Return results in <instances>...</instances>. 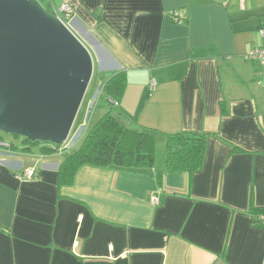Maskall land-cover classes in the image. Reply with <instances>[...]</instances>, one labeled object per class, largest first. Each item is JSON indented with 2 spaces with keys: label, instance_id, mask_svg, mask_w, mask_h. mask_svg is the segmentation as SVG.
Returning <instances> with one entry per match:
<instances>
[{
  "label": "crops",
  "instance_id": "1",
  "mask_svg": "<svg viewBox=\"0 0 264 264\" xmlns=\"http://www.w3.org/2000/svg\"><path fill=\"white\" fill-rule=\"evenodd\" d=\"M66 1L93 67L125 71L114 107L157 131L159 154L58 186L64 154L4 146L0 264H263L264 65L243 55L264 45V0ZM180 130L206 133L202 167L159 184L165 134Z\"/></svg>",
  "mask_w": 264,
  "mask_h": 264
},
{
  "label": "water",
  "instance_id": "2",
  "mask_svg": "<svg viewBox=\"0 0 264 264\" xmlns=\"http://www.w3.org/2000/svg\"><path fill=\"white\" fill-rule=\"evenodd\" d=\"M92 73L87 47L39 0H0V132L65 143Z\"/></svg>",
  "mask_w": 264,
  "mask_h": 264
},
{
  "label": "trees",
  "instance_id": "3",
  "mask_svg": "<svg viewBox=\"0 0 264 264\" xmlns=\"http://www.w3.org/2000/svg\"><path fill=\"white\" fill-rule=\"evenodd\" d=\"M44 7L54 14L53 9ZM125 84V71H113L105 79L102 92L111 103L114 101L118 103L123 95ZM112 108V105L109 106L92 125L85 127L77 146L75 144L78 141L69 148L59 149V145L56 144L32 141L21 137L22 149L38 147L43 153L64 154L57 168L58 186L71 184L77 170L83 165L153 169L155 132L132 127L124 122L120 112L114 113ZM206 137V133L187 130L167 133L164 147V168L155 170L159 184L163 172L191 174L199 170L203 164ZM1 146L11 148L12 144L0 139ZM254 210L264 211V206H256ZM253 221L257 222V219L253 218Z\"/></svg>",
  "mask_w": 264,
  "mask_h": 264
},
{
  "label": "rangeland",
  "instance_id": "4",
  "mask_svg": "<svg viewBox=\"0 0 264 264\" xmlns=\"http://www.w3.org/2000/svg\"><path fill=\"white\" fill-rule=\"evenodd\" d=\"M40 1L43 4V6L50 7V3H49L50 1H48V0H40ZM54 3H56V2L54 1ZM51 9H53V8H51ZM107 77H108V74H106V72L100 73L97 66L93 67V73H92L91 79L89 81L87 90L85 92L84 99H83L81 106L78 110L74 124L72 126L71 132H70L69 137H68V139H71L72 136H74L73 139L76 137L73 144L76 143L77 141L78 142L75 144V146H77L80 143V140L83 136V132H84L85 127H89L90 125H92L107 110V108L110 104L113 107L112 111L114 113L118 112V109L116 107H114L115 105L113 103H111V102H110V104L108 103L106 96L102 92V85H103V83ZM124 122L127 124H131L132 127L135 126L132 124L133 122L130 123L126 120H124ZM152 131L155 132V158H157V156L159 154V148H156L157 131L156 130H152ZM0 139H2L6 143L7 142L11 143L12 148L20 147L21 140H22L21 136H17V135H13V134H7V133H3V132H0ZM165 139H166V134H165ZM165 139H164V141H165ZM73 144H72V146H73ZM13 146H15V147H13ZM164 147H165V142H164ZM0 151L5 152L4 146L0 147ZM66 152H64V153H66ZM163 159H164V152H163ZM154 164H155V162H154Z\"/></svg>",
  "mask_w": 264,
  "mask_h": 264
},
{
  "label": "built area",
  "instance_id": "5",
  "mask_svg": "<svg viewBox=\"0 0 264 264\" xmlns=\"http://www.w3.org/2000/svg\"><path fill=\"white\" fill-rule=\"evenodd\" d=\"M48 1H51V0H48ZM240 2L243 3V0H240ZM53 11H54V14L57 15L63 22L69 20L71 18V16L73 15V9H72L70 3L66 0L61 2L58 7L53 8ZM260 33L264 34V30H260ZM243 59L250 61V62L260 64V65H264V45L255 46V47L251 48L249 51H247L243 55ZM150 84H151V86H153L155 84V81L151 80ZM113 104L116 106V104H118V103L114 101ZM75 139H76V137L74 139H73V137L71 139H67V141L65 143H62L59 145V149L69 148L73 144ZM24 175L26 178L34 177L35 171L33 168L28 169L24 173ZM151 200L153 203L157 202L156 197H154V196L151 197Z\"/></svg>",
  "mask_w": 264,
  "mask_h": 264
},
{
  "label": "flooded vegetation",
  "instance_id": "6",
  "mask_svg": "<svg viewBox=\"0 0 264 264\" xmlns=\"http://www.w3.org/2000/svg\"><path fill=\"white\" fill-rule=\"evenodd\" d=\"M68 21V20H67ZM65 23H66V21H65ZM60 145V144H59Z\"/></svg>",
  "mask_w": 264,
  "mask_h": 264
}]
</instances>
